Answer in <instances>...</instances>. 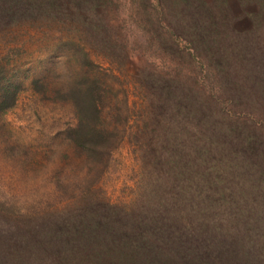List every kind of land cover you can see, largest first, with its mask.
<instances>
[{
    "label": "rangeland",
    "instance_id": "1",
    "mask_svg": "<svg viewBox=\"0 0 264 264\" xmlns=\"http://www.w3.org/2000/svg\"><path fill=\"white\" fill-rule=\"evenodd\" d=\"M55 2L62 28L32 30L16 55L8 51L14 43L0 42V56L8 53L23 82L16 105L0 116L4 196L28 212L63 203L64 176L87 172L68 133L76 110L57 91L85 78L105 83L114 194L128 199L130 186L148 176H159L149 188L155 200L190 179L197 180L190 189L206 194L234 193L242 178L251 193L264 190V0H107L96 10L97 0ZM69 35L91 60L62 45ZM34 77L43 93L30 85ZM143 119L142 134L130 130ZM255 207L262 213L264 199ZM242 215L229 229L243 232L252 220Z\"/></svg>",
    "mask_w": 264,
    "mask_h": 264
},
{
    "label": "trees",
    "instance_id": "2",
    "mask_svg": "<svg viewBox=\"0 0 264 264\" xmlns=\"http://www.w3.org/2000/svg\"><path fill=\"white\" fill-rule=\"evenodd\" d=\"M104 1L88 4L96 10ZM58 16L54 0H0V42L14 43L8 51L16 55L32 30L62 28L56 26ZM61 41L74 54L82 48V56L91 60L71 35ZM7 54L0 56V116L16 105L23 89ZM38 81L31 78L30 85L43 93L46 87L41 90ZM57 91L76 110L78 120L68 133L73 148L85 154L88 170L64 176L65 202L54 197L52 204L44 202L30 212L0 191V264H264V211L257 215L253 209L255 202L263 201V189L251 193L242 178L244 184L234 193L228 189L230 195L222 190L206 194L204 188L190 189L197 183L190 179L188 186L166 188L155 200L149 188L159 176H148L129 185L128 199L114 194L113 132L103 125L105 83L100 78L75 79ZM150 114L147 119L156 124ZM145 123L136 121L130 130L142 134ZM152 148L146 153L154 155ZM239 214L252 220L242 233L240 227H228ZM208 219L212 227L206 225Z\"/></svg>",
    "mask_w": 264,
    "mask_h": 264
}]
</instances>
